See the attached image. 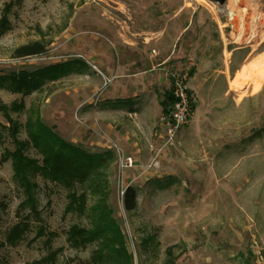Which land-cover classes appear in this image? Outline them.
I'll return each instance as SVG.
<instances>
[{
	"label": "rangeland",
	"instance_id": "374dc122",
	"mask_svg": "<svg viewBox=\"0 0 264 264\" xmlns=\"http://www.w3.org/2000/svg\"><path fill=\"white\" fill-rule=\"evenodd\" d=\"M9 2L10 27L0 34V105L22 126L38 117L66 141L85 143L94 131L82 116L108 85L91 51L99 43L103 57L108 47L113 56L116 33L141 46L154 39L168 44L165 58L174 64L168 76L169 70H193L189 84L196 110L171 144L159 149L163 135L157 140L159 129L152 128L156 140L144 141V156L129 168L104 147L114 154L107 202L133 264H264V64L255 91L249 80L237 89L230 84L241 65L264 58V0H0V18ZM33 41L45 45L43 54L12 56L15 48ZM156 58L163 60L158 52ZM78 61L81 69L72 66ZM58 64L67 65L29 93L14 91L11 80H5ZM94 76L102 81L99 89ZM167 89L159 83L157 92ZM0 123L8 124L2 111ZM18 138L26 139L23 127ZM10 141L5 134L0 144V204H6L0 205L2 232L15 223L21 199L10 162L1 161L4 150L13 149ZM28 154L36 156L31 148ZM38 183L43 221L57 234L53 246L62 247L58 264L87 260L97 242L74 250L65 232L72 224L90 227V212L64 214L66 191ZM128 185L135 187L137 202L129 213L122 205ZM92 203L90 198L88 206ZM33 237L31 231L18 246L0 249V264H29L41 257L44 247Z\"/></svg>",
	"mask_w": 264,
	"mask_h": 264
},
{
	"label": "trees",
	"instance_id": "16d2710c",
	"mask_svg": "<svg viewBox=\"0 0 264 264\" xmlns=\"http://www.w3.org/2000/svg\"><path fill=\"white\" fill-rule=\"evenodd\" d=\"M12 2L5 4L4 14L0 18V34L9 29L10 24L7 12ZM45 52V45L40 41H33L15 48L12 56L22 58L37 56ZM67 64H58L38 69L33 72H21L19 76L12 74L6 77L13 84L14 91L32 92L44 80L53 79ZM84 66L83 63L72 65ZM193 70L190 71L192 75ZM172 102L170 94L167 100L161 102L162 114L166 113ZM16 109V110H15ZM15 111H21L20 105H15ZM5 106L0 105V111L7 121V125L0 123V144L4 135L11 140L13 149H5L1 161L10 162L12 181L20 192L21 199L15 209L16 221L3 232L0 230V249L18 246L26 235L34 231L33 239H39L45 253L29 264H58L62 247H54L53 241L57 234L50 231L42 218L39 206L38 179L44 184L50 183L60 186L66 191L67 202L63 213H72L82 216L90 212V227L72 224L65 232V241L74 250L84 249L93 242H97L96 249L87 260H71L73 264H105L112 261L116 264H133V257L127 252L124 236L119 224L113 217V210L108 205L109 182L108 170L114 160V154L109 149L91 150L61 138L53 132L38 117L35 120L25 121L22 126L13 120ZM21 127L24 128L26 139L18 138ZM33 149L36 156L28 154ZM93 203L88 206V200ZM6 208V204H0ZM122 205L126 212L135 210L136 189L128 185L123 190ZM172 247L166 249L170 254ZM167 264H173L170 261Z\"/></svg>",
	"mask_w": 264,
	"mask_h": 264
},
{
	"label": "crops",
	"instance_id": "0c3cea01",
	"mask_svg": "<svg viewBox=\"0 0 264 264\" xmlns=\"http://www.w3.org/2000/svg\"><path fill=\"white\" fill-rule=\"evenodd\" d=\"M127 37L125 33L113 34V56L108 47L107 56L103 57L99 43L96 50L91 51V61L104 70L108 85L96 95L95 107L82 118L90 121L94 131L86 139V144L98 149L110 147L109 143L116 144L137 165L139 158L144 156V141L149 142L151 136L152 141L156 140L153 137L157 132L152 134V128L158 127L157 140L163 135L164 143V130L158 119L162 114L161 102L167 100V94L171 95V80L167 71L174 64L165 58L171 48L168 44L154 39L148 42L150 45L144 43L141 46ZM150 46L156 47L151 53L148 51ZM157 52L163 60L156 58ZM242 66L235 72L238 73ZM93 78L96 89H99L101 79L98 76ZM159 83L168 87L160 91L162 94L157 92ZM196 105L195 98V110ZM80 143L85 144L84 141ZM163 143L158 144L161 150L165 147ZM148 145L153 149L151 143ZM158 148L154 149L158 151Z\"/></svg>",
	"mask_w": 264,
	"mask_h": 264
},
{
	"label": "built area",
	"instance_id": "2783aa9c",
	"mask_svg": "<svg viewBox=\"0 0 264 264\" xmlns=\"http://www.w3.org/2000/svg\"><path fill=\"white\" fill-rule=\"evenodd\" d=\"M190 71L189 68L169 70L172 102L168 111L161 114L158 119L164 130V145L171 144L179 130L186 126L194 116L195 97L189 84ZM110 145V149L116 152L121 166L131 167L133 160L116 144L111 143Z\"/></svg>",
	"mask_w": 264,
	"mask_h": 264
},
{
	"label": "bare ground",
	"instance_id": "6f19581e",
	"mask_svg": "<svg viewBox=\"0 0 264 264\" xmlns=\"http://www.w3.org/2000/svg\"><path fill=\"white\" fill-rule=\"evenodd\" d=\"M264 58L261 60H251L244 64L241 70L236 73L235 77L231 80L230 84L233 89L240 88L245 84V81L249 80L251 89L255 91L260 85V81L263 75Z\"/></svg>",
	"mask_w": 264,
	"mask_h": 264
},
{
	"label": "water",
	"instance_id": "95a60500",
	"mask_svg": "<svg viewBox=\"0 0 264 264\" xmlns=\"http://www.w3.org/2000/svg\"><path fill=\"white\" fill-rule=\"evenodd\" d=\"M209 1L217 2L219 4H224L226 2V0H209Z\"/></svg>",
	"mask_w": 264,
	"mask_h": 264
}]
</instances>
